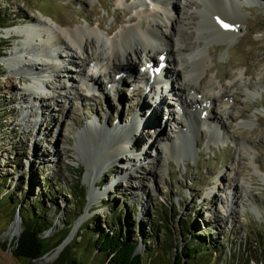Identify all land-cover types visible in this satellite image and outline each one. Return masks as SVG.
<instances>
[{"label": "rangeland", "instance_id": "rangeland-1", "mask_svg": "<svg viewBox=\"0 0 264 264\" xmlns=\"http://www.w3.org/2000/svg\"><path fill=\"white\" fill-rule=\"evenodd\" d=\"M123 1L0 0V39H5L0 42V264H54L66 249L80 264H104L105 255L95 253L90 243L97 234L115 229L121 234L128 233L131 241L138 242L137 252L143 254L148 250L143 254L146 264L153 261L156 250L166 243V256L160 258L164 264H173L175 255L195 244L203 254L188 264H264V183L261 182L264 179V0L244 1L248 5L234 10L227 8L242 24L237 38L230 42L224 38L204 40L206 35L200 34L199 24L202 28L208 25V10L202 13L201 0H180L182 4L172 0L184 18L178 30L192 34L185 43L201 46L208 43L211 55H207L204 69L214 84L213 92L231 88L227 91L231 98L224 103L226 109L223 100L211 102L208 109L212 117L222 115L219 123L223 124L225 133L213 138L210 131L215 126H201L190 153L187 138L180 137L176 141L178 146L169 147V142L175 143L178 136L176 126L180 119L179 113H175L178 97L173 93L168 96V88L161 87L169 104L155 105L157 93L152 96L143 84V70L151 74L146 64L140 67L143 62L139 63L134 69L123 66L112 70L108 65L101 68V61L96 64L97 70L106 78L94 77L95 83L88 86L89 90L80 83V78H90V74L93 77L98 74L97 70L81 66L80 76H76V72L69 71L75 68L68 63L63 48L56 50L65 59L58 60V75L45 77L52 87L39 95L51 114L39 110L43 124L37 125L32 133L25 131L23 124L29 118L22 111L28 102L27 97L24 100L19 97L26 84H32L33 80L20 82L22 75L28 77V71H12L8 60L14 54V58L20 56L14 51L25 35L22 26L26 25L27 29L41 23L66 33L75 29L93 33L101 25L99 32L107 36L106 31L111 28L110 32H114L108 35L113 37L130 17L128 11L133 12L129 8L133 0H128L129 4ZM148 6L143 5L141 9L152 12L153 8ZM159 13L163 16V12ZM169 14L172 16L174 12ZM192 17L196 20L192 21ZM24 51L29 53L31 49ZM80 52L76 50L79 56ZM151 59L156 65V58ZM25 61L19 62L16 68H23ZM166 64L165 70L173 71V65ZM124 69L133 74L134 80L128 85L122 83L121 89L119 77L123 73L120 70ZM172 78L178 82L177 77ZM241 85H250L254 95L246 97L247 92ZM62 86L66 92L60 89ZM33 95L40 99L38 94ZM193 96L200 105L203 97ZM163 106L165 113L171 109L174 112L169 114L171 119L165 122L162 118L158 124ZM136 117L140 119L139 124ZM49 118L51 126H48ZM247 121L250 124H245ZM90 122L107 130L131 127L133 134L128 135V140L135 146L132 153L121 154L118 161L106 162L105 171L98 178L95 176L97 179L93 176L98 182L96 187H92V180L85 175L94 159L103 154V145L107 148L111 139L100 138L95 132L97 128H88ZM160 131V139L156 140ZM167 144L166 149L173 152L171 155L163 150ZM181 145L186 147L185 155H174L176 150L181 151ZM243 181L247 183L244 192ZM232 193L237 204L230 208ZM19 207L31 208L34 213L38 210V216L50 223L42 237L50 239L51 246H57L37 261L12 255L19 226L12 233L8 230L15 217L20 218ZM161 219L166 220L164 224ZM185 223L191 224V230L184 229ZM19 225L22 230L21 220ZM58 249L60 252L54 259H45L57 254ZM184 261L186 264L188 259Z\"/></svg>", "mask_w": 264, "mask_h": 264}, {"label": "bare ground", "instance_id": "bare-ground-1", "mask_svg": "<svg viewBox=\"0 0 264 264\" xmlns=\"http://www.w3.org/2000/svg\"><path fill=\"white\" fill-rule=\"evenodd\" d=\"M129 1L124 0L123 3L129 4ZM150 1L154 4V7ZM244 1L247 2L249 0H242V2L240 1L238 3H234L232 0H201V3L204 4L202 13H206L208 10V15L206 17L208 25L202 28V25L199 24L200 34L206 35V37H203L204 40H211L212 38H224L226 42H230L237 38L238 32L242 30V24L237 17H232L229 14V10H234V8L240 7L243 4L248 5V3H244ZM250 1L256 3V0ZM179 2L182 4L180 0ZM147 4H149L148 8H153L152 12H146L141 9L143 5ZM147 4L145 0H133V3L129 5L130 10L132 9L133 12L128 11L130 13V17L127 18L125 25H122V27L113 35V37H109V35L114 32V30H111L110 32L111 28L106 31L107 36H103L99 32L102 28L101 25H98L97 31L93 33H85L80 29L71 30L66 33L60 29H54L50 26L45 27L41 23H36V25L34 24L33 26L30 25L27 27V29L25 28L26 25L25 27L22 26L21 29L25 35L23 37V41L16 45L14 51L15 53L20 54V56L17 55L16 58L11 57V59L8 58L10 68L13 69L12 71L22 70L23 72H26L27 70L28 73L32 72V74H40L42 76L34 79L32 84H26V87L23 89V95L19 97L22 100L27 97L26 102H28V105L22 111L24 115L26 114L25 117L29 118V120L23 124L26 132L32 133L35 131L37 125L40 126L43 124L41 119H39V110L44 111L47 115L51 114L48 111L47 106L44 104L43 98L39 95L42 94L44 90H50V87H52L51 82L49 80H45V77L54 76L53 74H55V76L58 75L60 65L58 60L65 61V59H61V56L57 54L56 50L57 48H63L67 52L65 56L66 59H68V63H71V65L75 68L70 69L69 71L72 70L74 73L76 72V76H80L79 74L81 73V66H85L87 70H89V68L97 70L98 67L96 64H99L101 61L103 64H105H102L103 67L101 68L105 69L108 65L112 70L121 69L123 66L125 69H134L132 68L133 66L137 67V64L143 62L144 64L142 63L140 67L146 64L151 70V74L144 70L142 73L144 76L143 84L145 89L147 86H149V84H157L159 77H156V75L153 73L154 68H157L159 64H163V66H168L167 64L165 65V63L172 64L173 68L171 69H173V71H165V76L167 79L166 81H170L168 82L169 85L167 84L166 88H168V96L170 95L169 93H173L178 97L177 101L179 102V105L175 113H179L178 117L180 119V123H177L176 126L178 130L176 134H178V136L175 138V143L169 142V147H172L174 144L178 146L179 143L176 141H178L180 137L181 139L187 138L186 144L190 153V150H192V146L194 145L193 139L197 135L196 133L201 126H215L212 127L210 131L213 138L218 133H225L223 131V124L221 125V122L219 123L222 115L219 118L212 117L209 115L210 112L208 109L211 102H221L223 100L222 105L226 102H229L231 98L229 93L231 88L223 87L222 92H213L214 84L207 76L208 70L204 69L205 62L208 58L207 55H211L210 50L207 49L208 43H206L205 46H201L200 44L185 43L187 40L192 38V34L186 35L178 30V27L183 22L184 18L179 9L175 6V4H173L172 0H148ZM255 6L259 5L255 4ZM227 8H229V10ZM157 9L160 10L159 12H163V16L158 11H156ZM139 10L142 11L139 12ZM170 11L174 12V15L170 16ZM123 16L126 17L127 13H123ZM147 18H149V21ZM142 19L145 20V23L141 22ZM50 20L54 24L62 27V25L55 22L52 18H50ZM193 20H196L195 17H192V21ZM219 20L225 21L227 23L228 27L226 30H223L220 27L218 23ZM118 24H120V22H118ZM162 27L164 29L163 31L161 30ZM28 29L32 30V33H29V31H27ZM9 33L10 32H7V34ZM21 35L23 36V34ZM19 37L21 36L19 35ZM175 37H177L178 40H176ZM35 42L41 45L35 44ZM180 42L184 43V45L180 46ZM45 44L49 47V49L46 48ZM36 45H39V47ZM26 48L31 49V51L29 53L25 52L24 50ZM76 50L81 51V56L76 53ZM153 57L156 58V65L154 62H152L153 60L151 58ZM22 59H24V61L26 60L25 63H23V68H16V65H19V62H24ZM25 64L27 65L25 66ZM125 69L120 70L121 73H123V75L119 77L121 89L124 87L122 83H124V85H128L127 83H132L134 80L133 74L125 72ZM97 72L98 74H94L93 77L90 74V78L88 77L87 79L81 76L80 83L90 90L88 86H91V83L93 82L95 83L94 77H98V80L101 79L102 76L104 79L106 78L104 77L105 74L99 72L98 70ZM43 74H47V76H43ZM245 74L246 73L244 72L243 75ZM173 76L177 77L178 82L173 81ZM115 77L118 82V73L115 75ZM25 79L30 80V78L24 77L22 75L20 82H24ZM240 87L244 89L243 91L247 92L246 97H249V95H254L250 89V85H241ZM64 88L65 86H62L60 89L63 90ZM146 92L151 93L152 90L146 89ZM33 94H38L40 99H36L37 97H35ZM67 94L69 96L70 92ZM198 94L203 97L202 101H200V105H198L197 100H195L193 96ZM157 95L158 93L155 94L157 97L155 105L158 106L162 104H169V99H166L162 92L161 95ZM11 100L14 101L15 98L13 97ZM55 102L57 104V101ZM225 105L226 104H224L223 107L224 109H226ZM171 111H173V109L168 111V113H165L163 106V108L160 110L163 116L158 118V124H160L162 118L165 120V122L171 119L169 115ZM49 119L48 126H51L52 119ZM136 119L137 123L139 124L140 122L138 120L140 119L138 117H136ZM152 123H154L153 120ZM131 124L134 125L132 122ZM245 124L248 125L250 123L247 121ZM88 126V128H97L95 132L100 134V138L102 137L104 139L107 137L111 139L110 143L107 144V148H105L106 144L103 145V154L100 157L95 156V162L87 169L85 175L89 181L92 180V187H96L98 186L96 179L103 171H105V165L107 164L106 162L118 161L119 157L121 159V154L124 155L125 153H132L135 146L130 144V139L128 140V135L131 137V134H133L131 127L129 129H127L128 127L124 129L119 126L121 130H123L121 131L117 128H109L107 130L93 122L88 123ZM109 131H112V133L110 134ZM160 134H162L161 131L159 132L158 138H156V140L160 139ZM94 141L95 140H92L91 142ZM96 142H99V139ZM166 146H168V144L164 145L163 150L165 152H169L171 155L173 153L171 152L172 150L166 149ZM180 148L181 151L178 152L176 150L174 155H177L178 153L185 155L184 148L186 147L181 145ZM99 152H102V150L99 149ZM130 162H132L131 159ZM93 176H96L97 178L95 177L96 179H93ZM261 182L264 183V179H262ZM246 187L247 183L243 181L241 183L242 192L245 191ZM91 193L92 192H90V194ZM234 197L235 194H233L231 201L228 202V206H230V208L232 205L237 204V201H234ZM247 200L250 201L248 198ZM231 202H233V204ZM247 204L249 205V202ZM16 217L15 220L10 224L8 231L9 233H12L19 226L18 234L14 235L15 237H18L21 228L19 225L20 219L19 217ZM9 238L11 239V237ZM59 252L60 249H58L57 254L55 253L56 255L51 254L48 257L45 256L46 258H44L52 260L59 254Z\"/></svg>", "mask_w": 264, "mask_h": 264}, {"label": "trees", "instance_id": "trees-1", "mask_svg": "<svg viewBox=\"0 0 264 264\" xmlns=\"http://www.w3.org/2000/svg\"><path fill=\"white\" fill-rule=\"evenodd\" d=\"M0 42L3 41L0 40ZM2 50H5V48H2ZM8 199V201L12 203L10 196H8ZM1 200L2 199H0V201ZM81 210H83V207H81ZM18 211L20 213L22 230L17 240H15L13 243L12 255L18 259L37 261L47 252L57 246V244L51 246L50 239H45L42 237V233L50 228V223L43 221L41 217L38 216V210H36L37 212L34 213L31 208H25L23 210L19 207ZM165 221V219H161V224H164ZM190 225L191 224L188 225V223H185L184 229L191 230L192 226ZM165 228L167 230V227ZM18 232L19 231H17L15 235H17ZM63 237L65 236L63 235L57 240L60 241L63 239ZM142 243L144 244V241ZM75 244H78L77 241H75ZM90 244L94 247L95 253L105 255L106 261L104 264H146L144 262L143 254H146L148 250L143 251V254L141 252H137L136 250L138 249V242L131 241L129 239L128 233L121 234L119 229H115L111 233L97 234L95 241L91 242ZM167 246L168 244L166 243L163 247L157 249L153 261L149 264H164V261L161 262L160 258L162 256H166ZM73 248L75 250L76 247ZM202 254L203 251H201L196 244L191 246L189 245L185 248V250L181 251L179 255L177 254L174 256L175 261L173 264H184V258L188 259L186 262V264H188L191 260H194L195 257L202 256ZM65 263L80 264L78 259L76 260L73 256H71L69 250L67 249L60 255L54 264Z\"/></svg>", "mask_w": 264, "mask_h": 264}, {"label": "water", "instance_id": "water-1", "mask_svg": "<svg viewBox=\"0 0 264 264\" xmlns=\"http://www.w3.org/2000/svg\"><path fill=\"white\" fill-rule=\"evenodd\" d=\"M17 217H18V216H17ZM17 217H16V218H17ZM19 219H20V218H19Z\"/></svg>", "mask_w": 264, "mask_h": 264}]
</instances>
